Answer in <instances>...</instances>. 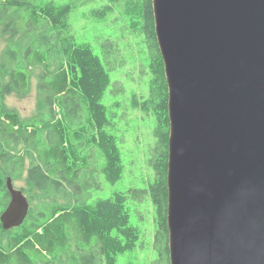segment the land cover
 Masks as SVG:
<instances>
[{
	"label": "trees",
	"instance_id": "16d2710c",
	"mask_svg": "<svg viewBox=\"0 0 264 264\" xmlns=\"http://www.w3.org/2000/svg\"><path fill=\"white\" fill-rule=\"evenodd\" d=\"M94 1L101 4L86 20L102 28L118 23L121 30L104 38L102 56L72 32L76 2L0 0V39L8 40L0 62V264H117L141 237L131 223L130 200L142 202L146 196L155 211L157 260L152 264H171L169 88L153 0ZM128 49L134 63L142 59L143 77L150 76L148 93H134L132 108L154 118L155 145L148 161L154 180L148 189L88 203L95 173L110 183L124 174L118 137L109 131L114 119L103 97L112 84L110 72L124 66ZM34 79L38 115L24 119L5 99L30 95ZM100 160L104 166L98 171ZM24 176L22 191L30 205L36 204L22 226L5 230L7 180Z\"/></svg>",
	"mask_w": 264,
	"mask_h": 264
},
{
	"label": "water",
	"instance_id": "95a60500",
	"mask_svg": "<svg viewBox=\"0 0 264 264\" xmlns=\"http://www.w3.org/2000/svg\"><path fill=\"white\" fill-rule=\"evenodd\" d=\"M169 88L171 264H264V0H153ZM5 230L30 203L7 180Z\"/></svg>",
	"mask_w": 264,
	"mask_h": 264
},
{
	"label": "rangeland",
	"instance_id": "374dc122",
	"mask_svg": "<svg viewBox=\"0 0 264 264\" xmlns=\"http://www.w3.org/2000/svg\"><path fill=\"white\" fill-rule=\"evenodd\" d=\"M54 1L58 4L77 3L78 7L71 16L72 32L79 41L86 39V41L91 42L95 51L101 56L104 51V38L107 35H119L121 32L118 23L102 28L95 27L92 21L86 20V14L98 7L100 2L94 0ZM7 45L8 40L6 38L0 39V62ZM123 56L126 58L123 60L124 66L110 72L112 84L103 97V103L108 107L109 117L114 119L109 131L118 137L124 174L119 181L110 183L104 174L95 173L100 187L97 188L96 181L91 183V188L86 193L88 203H93L98 199L110 198L117 192L130 193L131 190L148 189L149 184L154 180L153 171L148 163L155 145L154 118H143L138 110L132 108L134 93H148L150 76L143 77L142 68L139 64L142 61L141 58H138L137 63L132 61L133 51L124 50ZM5 103L7 107L17 111L24 119L36 117L38 115L37 80H33L30 95L20 97L12 94L6 97ZM103 166L104 161L100 160L95 169L99 171ZM25 179L24 176L21 180L14 182L15 188L18 190L26 189ZM35 204V202L31 203L30 206L34 207ZM129 207L131 208V223L140 228L141 237L133 251L119 256L117 264H152L157 260L153 247L154 208L147 196L142 202L130 200Z\"/></svg>",
	"mask_w": 264,
	"mask_h": 264
},
{
	"label": "flooded vegetation",
	"instance_id": "af4514ba",
	"mask_svg": "<svg viewBox=\"0 0 264 264\" xmlns=\"http://www.w3.org/2000/svg\"><path fill=\"white\" fill-rule=\"evenodd\" d=\"M30 210H31V206H30Z\"/></svg>",
	"mask_w": 264,
	"mask_h": 264
},
{
	"label": "bare ground",
	"instance_id": "6f19581e",
	"mask_svg": "<svg viewBox=\"0 0 264 264\" xmlns=\"http://www.w3.org/2000/svg\"><path fill=\"white\" fill-rule=\"evenodd\" d=\"M164 63V62H163ZM68 244V243H67ZM170 249V248H169Z\"/></svg>",
	"mask_w": 264,
	"mask_h": 264
}]
</instances>
